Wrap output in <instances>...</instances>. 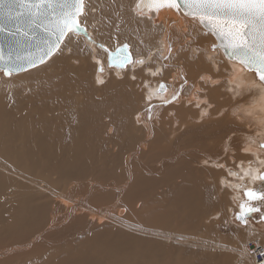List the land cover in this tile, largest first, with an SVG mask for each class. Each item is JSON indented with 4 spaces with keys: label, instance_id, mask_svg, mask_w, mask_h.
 I'll return each instance as SVG.
<instances>
[{
    "label": "bare ground",
    "instance_id": "6f19581e",
    "mask_svg": "<svg viewBox=\"0 0 264 264\" xmlns=\"http://www.w3.org/2000/svg\"><path fill=\"white\" fill-rule=\"evenodd\" d=\"M136 2L137 0H86V16L80 17V23L86 29V34L75 33L72 35L70 42L66 38L65 43L67 47L62 44L63 51L49 57L44 63L21 72H12L16 76L14 79L12 78L13 80L11 79L12 81L5 82L0 79V87L3 85L6 89L0 90V144L2 146L0 153L2 152L1 155L18 156L24 159V161H28L27 165L30 169H33L38 164H44V167L47 168V172L44 171V176L48 177V182L43 184L44 187L40 184L42 180L40 181L38 178L30 176L28 181L33 188L45 190L48 193L52 191L53 197L57 196L59 198H57V203L59 204L57 208L61 211L60 213H57V211L54 217L52 216L51 223L48 221L50 225L47 224V227L43 228L42 231L40 230L31 240L27 238L29 242H21L20 240L4 249H0L1 260L9 259L15 254L23 253L26 250L29 251L37 244L39 245V243L43 242L45 233L63 226L68 221L81 219V217L82 219L87 218L86 220L90 223L94 221L103 223V219H110L112 223L124 225L125 223L122 220H125L126 217L124 219L121 217L126 214L127 210L130 209V212L134 210L132 208L135 207L133 201L138 200V196H134L133 190L135 192L138 191L140 195V191L147 190L145 189L146 186L156 189L160 186H167L166 192L172 189L175 192L176 198H173V204H169L170 207L160 212L153 223H147L140 225V228L138 227V239L137 241L135 240V243L132 238L127 236L129 234H124L125 232L123 234L110 235L111 238L106 241L107 245L99 247L102 250L99 252L100 254L92 256L81 250L83 252H79V255L70 257V259L66 258L65 262L69 260L70 264H108L105 261L107 259L103 258L104 256L111 258V264H191L192 262L188 260L184 263L183 261L186 259L183 261L178 260L177 255H175V258H177L175 260L173 258L168 259L169 255H167L162 246L164 243L160 244L161 240L164 241L166 239L172 242L171 244L177 246L181 244V247L193 246V244L197 246L200 242H197V240L195 242L188 237L186 238L184 231L187 230L186 228L197 224L198 220L203 216L206 206L204 207V204L200 205L199 202L211 200L210 194L214 192L215 188L226 187L228 195H232L235 204L234 207L230 206L231 213L233 211L234 214H237L241 212V209L235 203L233 195H237L239 198L237 190L242 189L244 186L246 187L247 182V186L251 188L254 186V182L259 180L252 177L258 176L262 172L264 173V156L261 155L262 149L259 148V139L264 141V98H262L264 97V86H260L259 78L254 72L252 73V71L241 65L239 61L228 58L217 45L215 36L206 30L197 18L188 16L181 10L177 11L175 9L164 8L159 12L149 9H138ZM100 45H104V48H101ZM124 45L128 46L127 49L134 58L145 60L151 66L152 71L160 69V75L156 77L150 76L147 68H144L143 65L137 66L136 73L115 64L109 66L108 58L110 53L119 47H124ZM141 69L143 70L141 71ZM133 75L136 76L135 80L132 79ZM250 75L253 77H250ZM201 76L205 77V79L201 80ZM98 78L102 79L104 83H98ZM185 80H187V83H185ZM161 81L168 86V89L167 91L156 92ZM97 86L100 89L102 88L101 92H106L102 94L101 98L94 99L93 94L96 92L93 90ZM135 86L142 88V100L150 104L149 108L146 107L141 110L140 115L137 114L138 116H136L137 121H143L142 127H135L138 130L144 129L142 135L146 139L144 140L150 144L154 145L156 143L155 145H157L160 139L165 137L167 141L170 139L171 142H174V139L177 138L176 133L182 131L184 128L186 129L189 121L201 123L202 125H206L207 123H212L213 125L215 122L226 123L225 127L220 125L221 128L219 130L216 129L215 133L217 134H209H212V139H210L212 144H215L214 140L216 139V144L220 143L219 145L222 150L230 149L232 151L231 154H229L230 151L228 152L229 157L227 159L229 164L223 161L221 162L222 164L218 163L219 165L221 164L220 166H223L221 168L223 171L225 170V175L217 177V184L213 183L212 185H205L206 187H203L200 181L198 182V179L191 174L194 166L189 163L190 161L187 162L186 166L182 164V166L176 167L177 169L173 170L170 164L175 159L168 158L169 160H167L164 158L162 166L159 165L160 168H157V171H163L168 166H171V169L158 176L155 169L148 168L149 171L153 169L151 174H156V176L155 178H151L152 176H150L146 180H142L138 174L135 177L136 173L133 174L131 169L133 165L131 162L138 158L137 153L144 150L145 146L142 145L137 148V151H134L133 155L128 153L129 156L127 154L126 163L129 172L126 178H118L120 182L116 181L115 186H111L112 190L109 191L110 193H114V197L117 196L114 208L117 209L116 212L108 208L110 205L108 207H99V205H93V208L92 206L88 207L87 203L85 204L88 201L85 195L75 200V202L69 200V203H67L65 201L67 200L66 197L62 194L58 195L51 188V185L67 184L71 182L68 181L70 178L86 179L89 176L87 174L89 171L91 175H94L95 172L93 169H90L92 168L90 161L96 158V153L98 152L95 149V145L99 142L102 144L109 143L112 144L111 149L116 151L117 143L121 144L120 146L124 145L123 141L125 137H130V140L125 143L126 145L138 141L135 139L136 134L134 131L129 132L130 129L128 130L131 122L134 123L132 116L127 117L130 109H128V105H134L136 100L135 96L137 95L132 89ZM181 86H183L182 89ZM23 91H27L28 94L21 93ZM173 91L180 92L179 98L171 104L163 103L164 99H171ZM78 92L83 93L84 98L73 102V98ZM150 94H152L151 99H149ZM128 97L133 102L129 101L126 103L125 98ZM137 99L139 100V98ZM71 100L74 104H77L75 105L77 107H73L74 104H72ZM64 108L66 110H63ZM57 110L60 112L55 113ZM49 112L51 114H48ZM61 122H72V124L62 125ZM167 124L170 125V128H168L170 130L166 135L164 128ZM213 127H215V124ZM125 128L128 132H125ZM196 128L198 129V127ZM193 129L195 128H192V126L187 128L185 134L189 136L193 135ZM221 131H228L229 135L220 137L218 132ZM171 134H174V137H171ZM219 138L221 139L218 140ZM122 139L124 140L122 141ZM171 142L168 144H171ZM141 143L140 141L138 146ZM170 146H167V151L171 148ZM202 146L206 147L203 144ZM162 147L161 150H163ZM107 148L109 149V147ZM118 148L119 150L115 154L122 153L123 147ZM215 149L217 150L218 147ZM241 150L244 154H247V157H239ZM203 151H205V148ZM218 151L220 150L218 149ZM160 152L157 154H160ZM206 155L212 157L213 154L207 152ZM100 156L98 155L97 157ZM171 157L174 156L171 155ZM178 157L177 155L176 158ZM36 159H39L40 162L37 163ZM180 160L182 161L183 159ZM232 160L235 164L233 165V169L230 166V161ZM208 161L210 160L202 158L198 162L199 166H204L205 162ZM13 167L15 168V166ZM48 170L54 171L50 174ZM54 173L59 176L56 180L52 179ZM229 173H236V175H229ZM245 173H248V175H245ZM99 177L102 178V175ZM178 178H182L181 181L177 180ZM172 179H175V181L170 182ZM188 180H191L193 183L190 184ZM207 182L206 179L205 183ZM187 183L190 184L189 190L186 189ZM86 184H88L90 191L92 188L94 190L95 188L103 189L107 187L102 179L99 181L96 177L93 179L89 178ZM1 187L2 184L0 183V190L2 189ZM168 187L169 189L172 187V189L169 190ZM68 188V190L72 189L71 187ZM64 189L66 188L64 187ZM218 190L223 192L222 189ZM92 192L89 194H92ZM145 194L148 193L145 192ZM26 199L27 201L24 204L26 207L31 209V206H35V204L29 202L31 197H27ZM195 200L199 202L195 204ZM60 206L64 207V209L60 208ZM49 210H52V208ZM36 211L39 212L38 209ZM34 213L36 212L34 211ZM176 218L179 220H175ZM36 220L38 219L36 218ZM4 221L2 220V223ZM130 222L132 223V221ZM23 223L26 222L20 220L17 222V225L27 228L24 231V233H27L28 229L31 228L29 224L24 225ZM5 224L6 222H4V226L6 227L7 225ZM170 225H176L177 227H173L174 229H172ZM248 226L250 228L249 231H252L249 236L257 235V237H253L257 241V243L253 242L256 250L251 248L256 252H260L262 259H257L253 251L251 254L250 249L243 246L244 249H241V247L239 250L235 249L237 252L235 254L238 258L237 263L264 264V234L257 231L253 224H248ZM156 227L164 228V232L157 231ZM175 228L181 229L177 232L180 236H176L173 232ZM210 247L221 248V246L214 244L210 245ZM223 248L226 249L225 247ZM127 250H130L127 257L130 255L131 257L133 256L132 258L136 257L140 263H129L133 259L121 260L120 253L122 251L128 252ZM148 250L151 253V258L149 255H146ZM178 252L180 253V251ZM113 255L114 258L112 257ZM65 262L62 264H66Z\"/></svg>",
    "mask_w": 264,
    "mask_h": 264
},
{
    "label": "rangeland",
    "instance_id": "374dc122",
    "mask_svg": "<svg viewBox=\"0 0 264 264\" xmlns=\"http://www.w3.org/2000/svg\"><path fill=\"white\" fill-rule=\"evenodd\" d=\"M109 68H111V67H109ZM15 77L16 76L13 73L9 76V75H6L4 71L0 70V79L5 81V82H10ZM250 77H253V76L250 75ZM97 85H99V84H97ZM2 89L4 90L5 86L2 85L0 87V90H2ZM132 89L137 96H135L136 100L134 102V105H131V104L128 105L129 106L128 109L129 108L130 109H129V114L127 117L129 118L130 116H132V119L134 121V123L131 122V124H130L131 126H128V130L130 129L129 132L134 131V133L136 134L135 139H136V141L137 140L138 141L136 143L134 141L133 143L126 145L125 143H127L130 140L129 139L130 137H127L128 139L126 137L125 138L123 137L125 139V140L122 139V141L124 140L123 141L124 145L120 146L121 144L119 145V143H117L116 151L119 150L118 147H123L122 153H119V154H115L116 151H113L111 149L112 144H109V143H103L102 144L101 142H99L97 145H95V149L98 150V152H97L98 155L99 156L101 155V156L97 157L98 155L96 153V158L94 160L90 161V166L92 167L90 169H93V171L95 172V174H94V172L92 171L94 175H91V173L89 171L87 173L89 176L86 177V179L88 178L87 180L85 178H83V180L70 178V179H68V181H71L72 183L69 182L67 184L63 183L60 185H51V188L58 195L62 194L66 197V199L68 201L67 200H65V201L67 203H69V200H71L72 202H75V200H78V199H80V197L85 195L86 199L88 200L85 202V204L87 203L88 207L92 206V208H93V205H95V206L99 205V207H108V205H110L108 208H110V210L116 212L117 209H114V208L116 206L115 203L117 202L116 201L117 196L114 197V193H110L109 191L112 190L111 186H113V185L115 186V183H117L116 181L120 182V179H118V178H120V177L126 178L128 172H129L128 166L126 163V161H127L126 158H128L127 154L129 153V154L133 155L135 153L134 151H137L138 150L137 148L142 146V145H144L145 147L147 146V147L146 148L144 147V150H141L140 153H137V156H138L137 160L131 162V163H133V165L131 166L133 174L136 173L135 177L138 174V176H140L139 178H141L142 180H146L150 176H152L151 178H155L156 174H151L153 169H155L157 175L160 176L161 174H164V172H166L168 169L170 170L171 166H172L173 170L174 169L176 170L179 166H182V164H183V166H186L187 162H189V161H190L189 163L192 166H194L191 174L195 178L198 179V182L200 181V183L202 184L203 187H206L208 185H212L213 183L217 184V177H220L223 174L225 175V173H224L225 170L223 171V169L220 167V165L222 164L221 163L222 161L229 164L227 157H229L228 152L230 151V149L222 150L221 146L219 145L220 143L216 144V142H215L216 139L214 140L215 144H212L210 139H212V134L216 132V129L219 130L221 128L220 125H223L225 127L227 125L226 123L224 124V123H216L215 122L214 123L215 127H213L214 124L212 125V123H207L206 125H202L201 123H194V122L189 121L186 125L187 126L186 129L191 127V126H192V128H195V129H193L194 130L193 135L189 136L188 134H185L186 129L184 128L182 131L176 133L177 138L174 139V142H171L170 139L167 141V138L165 137L163 139H160V141L157 143V145H155L156 143L154 145L150 144V143H148V141H145L146 139L142 135V132L144 131V129L142 128V130H138L136 128L137 126L142 127V124H143L142 120L141 121L136 120V116H138L137 114H139L141 112V110L145 109L146 107L149 108L150 104H148V102H144L142 100V95H141L142 88L141 87L135 86ZM100 90H102V88L100 89L99 86H97L96 89L93 90L94 92L97 93V94L96 93L93 94V97H95L94 99H98V97L101 98L102 94L106 92V91L101 92ZM97 91H99V92H97ZM7 92H9V91H7ZM21 93L28 94L27 91H23ZM0 94H1V92H0ZM83 98H84V94L81 92H78L77 95L73 98V102L74 101L77 102L76 100H82ZM137 98H139V100ZM129 101L133 102L131 100V98H129V97L125 98L126 103ZM136 101H139V102H136ZM71 102H72V100H71ZM73 102H72V104H74ZM75 105H77V104H74L73 107H77ZM63 110H66V108H64ZM108 110H109V108H108ZM59 112H60L59 110L55 111V113H59ZM132 113H133V115H132ZM48 114H51V112H49ZM135 120H136V122H135ZM61 124L67 125V124H72V122H69V123L68 122L67 123L61 122ZM174 125H176V124H174ZM196 127H198V129ZM168 128H170L169 124H167L166 127L164 128V132L166 133V135L169 133V130H170ZM199 128L202 130H200ZM126 131H127V129L125 128V132ZM210 133H212V134L209 135ZM218 133H219L218 135H220V137H225V136L229 135L228 131H221ZM215 134H217V133H215ZM208 136H210V137H208ZM171 137H174V134H171ZM187 137H190V138H188L189 140L187 139ZM228 138H226V139H228ZM184 139H186V140H184ZM220 139L221 138H219L218 140H220ZM206 140H207V142H206ZM140 141L142 143L138 146ZM190 141H192V142H190ZM166 142H167V144L169 142H171V144L167 145ZM175 142H176V144H175ZM161 143H162V145H161ZM197 143H201V144H197ZM202 144L206 145V147L202 146ZM262 144H264V141L259 139V145H260L259 148L262 149L261 155L264 156V147H261ZM100 145H101V147H100ZM106 145H107V147H109V149L106 147ZM215 145H216V147H218V149L220 151H218V149L217 150L215 149L216 148ZM167 146L171 147V148H169L171 153H170L169 149L167 151V148H168ZM1 147L2 146L0 144V148ZM161 147L164 151L161 150ZM199 147H201L203 150L205 148V151H203L201 148H200L201 149L200 150ZM151 148H154V149H151ZM212 148H214V149H212ZM206 149H207V152L209 154H213L212 157H209L206 155V153H207ZM124 150H128V151L124 152ZM191 150L193 151L192 153H191ZM209 150H210V152H209ZM143 151H145L144 154H143ZM155 151H156V153H155ZM160 151L165 152V153H161ZM199 151H201L202 154ZM217 151H218V153H217ZM159 152H160V154H157ZM221 152H222V154H221ZM172 153H174V154H172ZM183 153H185V154H183ZM231 153H232V151H230L229 154H231ZM1 154H2V152L0 153V162L3 159H5V160H3L4 162L2 161L0 163V179H1L0 183L2 184V187H1L2 193L0 190V193H1L0 194V220H1L0 221V225H1V227H0V246H1V248L0 249H4V248L8 247L9 245L17 243V241H20V240H21V242H23V241L29 242V240H31L35 235H37V233H39L40 230L42 231L43 228L47 227V224L50 225L51 220H52V216L54 217V215L56 214L57 211H58L57 213H60L61 211H59L57 208L59 206V204L57 203L59 198L57 196L53 197V195L51 194L52 191L50 193H48L45 190H39V189L33 188L32 185L28 181L29 177L31 176V177L38 178V180H40V181L42 180L40 182V184L42 186H43V184L48 182V177L44 176V171L47 172L46 171L47 168L44 167V164H42V163L38 164L33 169H30L29 166L27 165V163H29L28 161H26V160L24 161V159H21L18 156H14V155H12V156L8 155L7 156L4 154L1 155ZM168 155H169V157H167ZM171 155L174 157H171ZM177 155L179 156L178 158H176ZM184 155H188V156L190 155L191 157L190 156L189 157L184 156ZM110 156H111V158H110ZM112 156H114V157L118 156V157H116L114 159V157H112ZM149 156H151V157H149ZM181 156H182V158H180ZM239 157L245 158V157H247V154H244L241 150ZM143 158H144V160H143ZM164 158L167 160L173 159V158L175 160L176 159L177 160L176 161L173 160L172 163L170 164L171 166H168L167 169L159 172V171H157V168H160V166H162V162H163L162 160H164ZM198 158H200V159H198ZM202 158H204V159L207 158V160L209 159L210 161L205 162L204 166H199L198 162L201 161ZM180 159H183V160L181 161ZM224 159H225V161H224ZM38 160L39 159H36L35 161L37 163H39L40 160L39 161ZM12 161H14V162H12ZM95 161H96V163H95ZM18 162H20V163H18ZM12 163H13V166H15V168L12 166ZM24 163H26V164H24ZM214 163L217 166L216 165L214 166ZM218 163H221V164L219 165ZM121 164H123V165L125 164L126 166L124 165V167H123V165H121ZM2 165H4V166H2ZM108 165H110L111 167ZM176 165H178V166H176ZM233 165H235V164H234V161L232 160V161H230V166H232L231 167L232 169L234 167ZM105 166H107V167H105ZM100 167L101 168L103 167V168L101 169ZM117 167H119V168H117ZM148 168H153V169L151 171H149ZM13 171H15V172H13ZM41 171H43V172H41ZM53 171L54 170H51V171L48 170V172L50 174L53 173ZM136 171H138V172H136ZM100 172L103 174H101ZM32 175H34V176H32ZM101 175H102V178L99 177ZM121 175H123V176H121ZM92 176H94L93 178L96 177L99 181L102 179V181H104V183H106L105 186H107V187H105L103 189L95 188L94 190L97 192L92 190L93 188L90 191L89 186H88V184H86V182L89 181V178L93 179ZM206 176H208L210 179ZM58 177H59L58 174L54 173L52 175L53 180L58 179ZM181 179L178 178L177 180L181 181ZM206 179L208 181L207 183H205ZM173 181H175V179H172L170 182H173ZM188 182L190 184L193 183V182H191V180H188ZM258 182H260V183H258ZM190 184L187 183V186H186L187 190H189ZM108 185H109V187H108ZM247 185H248V182L246 183V187L244 186V187H242V189L237 190L239 198L237 197V195H235V196L233 195V198L235 199V203L238 204L239 207H240L241 203L248 202L247 197L244 195L245 189L250 188ZM4 186H6V187H4ZM218 186L220 187L219 183H218ZM64 187L66 189H64ZM68 187H71L72 189L68 190L69 189ZM166 187L160 186L158 189H156V188H151V187L146 186L145 189H147V190L140 191V195H139V192L137 190H136L137 192H135V190H133V193H135L134 196H138V200L133 201L135 204V207H132V208H134V210H132L131 212L129 211L130 209L127 210L126 214H125L126 216L123 215V217H121L123 219H124V217H126L125 220H122L123 223H125L124 225L121 223H114V222L112 223V221L110 219H103V221H102L103 223L98 222V221H94L93 223L92 222L90 223L89 221L86 220L87 218L82 219V217H81V219H75V221L74 220L68 221L63 226L56 228V229L52 230L51 232L45 233V235L43 237V239H44L43 242L39 243V245L37 244L36 245L37 248L35 246L34 248H31L29 251L26 250L23 253L22 252L17 253L14 256L10 257L9 259H6L7 261L4 259H2V260L0 259V264H58V263L60 264V262H62L63 260H64L63 262H65V260L70 259V257L71 258L75 257L83 251L86 253H89L92 256H95V255L100 254L99 252L102 251L101 249H99V247L101 245H107V243H106L107 239H110L111 236H113L114 234H121V233L123 234V232H125L124 234H129L127 236L132 238V240L135 243L138 239V234H137L138 233V231H137L138 227L140 228L141 227L140 225H145L147 223H153L157 219L156 216L160 212L165 211V209H167L168 207H170V205L173 204L172 203L173 198H176L175 192L172 189V187L170 189L168 187L169 190H171V189L172 190L166 192L165 191V190H167ZM225 188H223V187L218 188V189H222L223 192L221 190H218L217 188H215L214 189L215 193L213 192L210 194L211 195L210 198L212 201L210 199L206 200L205 202H203V201L199 202L198 201L200 205L204 204L203 206L204 207L206 206L207 209L205 208V212H204L203 216L198 220L197 224L186 228L187 230L184 229V230H186V231H184V233H185L184 236L186 238L188 237L189 239H191L195 242H196V240H197V242H200L197 244V246H196V244H193V246L181 247L180 246L181 244H178V246H177V245L171 244L172 242H169L166 239L164 241L161 240L160 244L162 245L164 243L162 246L164 247L167 255H169L168 259L173 258V260H175L178 258V260H180V261H183L184 259H186L183 262L185 263V261L188 260V261L192 262L191 264H238L237 263L238 258L236 257V254H235L237 252L235 251V249L239 250L240 247H241V249H244L246 246L248 249H250V253L252 254V251H254L253 250L254 249L253 242L257 243L256 238H253V237H257V235H250L249 236L250 232H252V231H249L250 228H248L249 227L248 224H250V225L253 224L257 231H259L260 233L262 232V234H264V219H262V216H264V201L248 202V203H251V205L254 207H259L260 212H252V213L244 214V213H242V210H241V212L234 214L233 211L231 213V207H234V205H235L234 200L232 199L231 194L228 195V192L226 191ZM250 189H253L256 191H264V182L260 181V179H259L257 182H254V186H252ZM91 192H92V194H89ZM145 192H147L148 194H145ZM29 193H31V194L29 195ZM47 195H49V197H47ZM50 196H51V198H50ZM27 197H29V198L31 197V200L29 202L31 204H35V206H34L35 209L32 206L30 209V208L26 207V205H24L25 202L27 201V199H26ZM98 197H99V199H98ZM140 197H141V199H140ZM71 198H73V199H71ZM46 200H47V202H46ZM196 200H195V204L198 203ZM23 201H24V203H23ZM71 201H70V203H71ZM231 201H232V203H231ZM101 202H102V204H101ZM3 204H4V206H3ZM112 204L113 205L115 204V205L113 206ZM221 204H223V205H221ZM51 208H52V210H49ZM60 208L64 209V207H61V206H60ZM33 209L36 213H34ZM36 209H38L39 212H37ZM240 209H237V210H240ZM43 210L45 211V213ZM137 210H140L141 212L137 211ZM225 212H226V214H225ZM37 213H38V215H37ZM131 214H132V216H131ZM220 214H221V216H220ZM238 214L243 215L245 220L238 218ZM29 217H31V218H29ZM36 218L38 220H36ZM128 218L130 219V221H132V223L129 221ZM47 219H49V220H47ZM2 220L3 221L5 220L4 221V222H6L5 225H7L8 227L4 226V222L2 223ZM20 220H23L26 222V223H23L24 225L29 224V227L31 229H28L29 231L27 233H24V231L27 228L20 227L19 225H17V222H19ZM41 220L44 222H42ZM175 220L178 221L179 219L176 218ZM36 221L37 222L40 221V222L37 223ZM48 221L50 223H48ZM40 226H43V227H40ZM170 226L172 229H174L173 227H177L176 225H173V226L170 225ZM119 227H120V229H119ZM110 228H111V230H109ZM155 229L157 231L164 232V228L156 227ZM179 230H181V229H179ZM179 230H178V228H175V230L174 231L172 230V231L176 234V236L177 235L180 236V234L177 233ZM134 231H135V233H134ZM130 235L133 237H131ZM197 235H198V237H197ZM66 240H67V242H66ZM88 241H90L92 243H90ZM65 243H67V244H65ZM181 243H183V242H181ZM212 243L214 245L221 246V248L210 247V245H213ZM243 246H244V248H243ZM178 247H179V249H178ZM223 247H225L226 249H224ZM81 250H83V251H81ZM127 251L128 252L122 251L120 253L121 260L126 261V260L133 259V260L129 261V263H137L138 260L136 257L132 258L133 256L131 257V255L127 257L130 250H127ZM178 251H180V253ZM147 252L149 253L150 251L148 250ZM122 253H124V254H122ZM148 253L146 255L147 256L149 255V257L151 258L152 257L151 253H149V254ZM175 255H177V258H175ZM112 257L114 258V255ZM103 258L107 259L105 261L108 264H111V258L104 257V256H103ZM179 258H181V259H179ZM65 263L70 264V261L68 260ZM138 263H140V262H138ZM239 264H243V263L239 262Z\"/></svg>",
    "mask_w": 264,
    "mask_h": 264
},
{
    "label": "snow or ice",
    "instance_id": "6c2138e0",
    "mask_svg": "<svg viewBox=\"0 0 264 264\" xmlns=\"http://www.w3.org/2000/svg\"><path fill=\"white\" fill-rule=\"evenodd\" d=\"M141 7L156 12L164 8L179 11L183 7L187 15L198 18L201 23L206 21L222 38L223 46L229 51L230 57L249 69L254 68L259 77L260 86H264V0H149L147 4H143V0H140L137 8ZM86 9V0H0V34H4L0 36V64L4 65L5 74L10 76L13 70H21L13 61L12 52L14 48L23 47L26 41L34 40L38 29L47 34L45 41L47 51L39 57L40 63L62 52L61 45L64 44L67 47L66 38L70 42L72 35L81 30L80 17L86 16ZM5 47L8 49L7 52ZM100 47L104 48V45ZM127 47L124 45L125 50ZM16 59L20 60L21 57L17 56ZM26 62L29 67H34L36 64L30 56ZM138 65L147 68L150 76L160 75V69L152 71L145 60L136 59L131 53L119 62L121 68L133 73L137 72ZM132 79L135 80L136 76L133 75ZM200 79L204 80L205 77L201 76ZM97 82L104 83L99 78ZM167 89L168 86L161 81L156 92L167 91ZM179 96V91H173L171 99H164L163 103L171 104ZM151 98L152 94L149 96V99ZM261 147H264V144ZM229 175H236V173H229ZM252 178L264 181V173ZM244 195L248 202L264 201V191L249 188L245 189ZM248 202L241 203L242 213L260 212L259 207H254ZM238 218L244 217L238 214Z\"/></svg>",
    "mask_w": 264,
    "mask_h": 264
},
{
    "label": "water",
    "instance_id": "95a60500",
    "mask_svg": "<svg viewBox=\"0 0 264 264\" xmlns=\"http://www.w3.org/2000/svg\"><path fill=\"white\" fill-rule=\"evenodd\" d=\"M140 2V0H137L136 2V7H137V4ZM149 3V0H143V4H147ZM142 9L144 10H148L147 8H143L141 7ZM184 14H186V10L181 7L180 9ZM187 15V14H186ZM189 16V15H188ZM198 19V18H197ZM199 20V19H198ZM202 25L205 27L206 30H208L209 32H211L216 40H217V45L223 50L224 54L228 57V58H231L230 57V54H229V51L226 50V48L223 46L224 42L222 40V38L220 36L217 35V33L213 30L212 26L209 25L206 21L202 23ZM79 34H86L87 31L86 29L81 25V30L78 32ZM0 36H4V34H0ZM47 40V34L44 33L42 30H37V33H36V38L34 40H31V41H26L24 46L23 47H19V48H14L13 52H12V59L13 61L20 67L21 70L19 71H16V70H13L12 72L13 73H17V72H21V71H24V70H27L29 68H32V67H29L27 65V58L30 56L34 61H36V65H39L41 64L39 62V57L41 55H43L44 52L47 51V44H46V41ZM8 49L7 47H5V52H7ZM129 54V51L128 49H124V47H119L117 48L114 52H111L110 55H109V58H108V62L110 63L111 62V65L112 64H115V65H118L119 66V62L121 60L124 59V57L126 55ZM17 56L21 57L20 60H17ZM49 58V57H48ZM46 58L45 61L48 59ZM232 59V58H231ZM235 60V59H233ZM237 61V60H236ZM247 69H249L248 67H246ZM0 69H2L3 71H5V67L3 64H0ZM250 71L254 72L256 74V71L254 68L252 69H249ZM257 76V74H256ZM258 77V76H257ZM259 78V77H258ZM263 173V172H262ZM244 220V219H242Z\"/></svg>",
    "mask_w": 264,
    "mask_h": 264
},
{
    "label": "built area",
    "instance_id": "2783aa9c",
    "mask_svg": "<svg viewBox=\"0 0 264 264\" xmlns=\"http://www.w3.org/2000/svg\"><path fill=\"white\" fill-rule=\"evenodd\" d=\"M254 250H256V247L254 246ZM254 254H256L257 259H262V254L260 252L253 251Z\"/></svg>",
    "mask_w": 264,
    "mask_h": 264
}]
</instances>
